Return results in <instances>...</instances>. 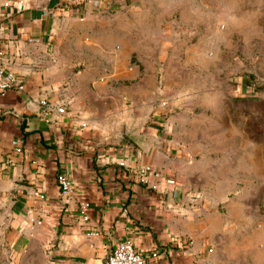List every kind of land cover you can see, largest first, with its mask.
<instances>
[{
  "label": "rangeland",
  "instance_id": "1",
  "mask_svg": "<svg viewBox=\"0 0 264 264\" xmlns=\"http://www.w3.org/2000/svg\"><path fill=\"white\" fill-rule=\"evenodd\" d=\"M34 1L64 10L63 86L90 79L110 141L157 128L213 264H264V0ZM8 229L0 207V264H21Z\"/></svg>",
  "mask_w": 264,
  "mask_h": 264
},
{
  "label": "crops",
  "instance_id": "2",
  "mask_svg": "<svg viewBox=\"0 0 264 264\" xmlns=\"http://www.w3.org/2000/svg\"><path fill=\"white\" fill-rule=\"evenodd\" d=\"M63 11L58 4L0 0V60L25 84L24 91L0 94V207L8 216L10 259L105 264L115 246L130 239L150 256L148 264H213L202 246L200 214L170 206L168 197L136 176V169L150 164L176 178L164 149L147 137L157 128L137 132L145 137L142 145L110 141L101 104L85 94L90 79L78 75L63 86L65 69L54 52ZM44 99L69 111L48 123L41 116ZM160 116L156 109L154 118ZM60 175L73 185L68 197ZM83 201L90 204L87 222L79 210ZM185 237L193 240L190 249L180 243Z\"/></svg>",
  "mask_w": 264,
  "mask_h": 264
},
{
  "label": "built area",
  "instance_id": "3",
  "mask_svg": "<svg viewBox=\"0 0 264 264\" xmlns=\"http://www.w3.org/2000/svg\"><path fill=\"white\" fill-rule=\"evenodd\" d=\"M0 53V59H1ZM12 90L24 91L25 84L16 75L15 73L9 71L0 60V94L5 95L7 92ZM167 103L165 101L160 102L161 108L165 107ZM41 116L50 123L53 120L55 114L63 115L66 114L67 108L65 104L53 103L48 99L40 101ZM87 125L84 124L83 127ZM16 147V152H21L22 149L19 147L18 142L13 143ZM136 176L139 179V182L145 186L147 189L152 190L156 193L165 195L166 197L169 194L173 195V199L176 202L183 201V198L187 194L185 191L181 190V186L174 177H169L165 172L150 164L142 165L136 169ZM58 184L65 196H70L73 194V185L70 179L66 175H60L58 177ZM90 209V204L86 201L80 203V214L83 217L84 221H89L88 211ZM180 243L186 249H190L193 240L191 238H182ZM160 254L153 253L151 257H159ZM150 256L143 255L135 247V244L132 240L127 239L122 242H119L112 253L109 255L105 264H148V259Z\"/></svg>",
  "mask_w": 264,
  "mask_h": 264
},
{
  "label": "water",
  "instance_id": "4",
  "mask_svg": "<svg viewBox=\"0 0 264 264\" xmlns=\"http://www.w3.org/2000/svg\"><path fill=\"white\" fill-rule=\"evenodd\" d=\"M140 130V128H136L133 130H130L127 134V137L134 142L137 145H142L145 142V137L142 135H138L137 132ZM168 202L170 206H176L177 202L173 199V195L169 194L168 196Z\"/></svg>",
  "mask_w": 264,
  "mask_h": 264
}]
</instances>
